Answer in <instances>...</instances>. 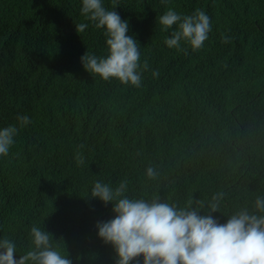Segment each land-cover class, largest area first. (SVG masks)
Listing matches in <instances>:
<instances>
[{
    "label": "trees",
    "instance_id": "obj_1",
    "mask_svg": "<svg viewBox=\"0 0 264 264\" xmlns=\"http://www.w3.org/2000/svg\"><path fill=\"white\" fill-rule=\"evenodd\" d=\"M104 3L129 21L148 63L139 87L82 67L84 52L105 55L106 45L80 0H0V127H18L0 156V239L17 255L34 247L35 225L73 264H114L96 234L113 216L90 196L97 180H124L126 195L178 207L222 192L221 222L264 190V0ZM168 8L209 15L203 47L165 45L171 29L158 18ZM81 22L88 27L77 32ZM18 114L30 123L20 126Z\"/></svg>",
    "mask_w": 264,
    "mask_h": 264
},
{
    "label": "clouds",
    "instance_id": "obj_2",
    "mask_svg": "<svg viewBox=\"0 0 264 264\" xmlns=\"http://www.w3.org/2000/svg\"><path fill=\"white\" fill-rule=\"evenodd\" d=\"M80 5L85 20L103 30L106 45L105 55L84 52L82 67L103 80L115 78L139 87L141 71L148 63L141 62L140 44L128 34L129 21L122 19L116 7H105L104 0H80ZM158 23L164 31L171 29L164 43L174 49L181 48V41L193 50L200 49L212 30L209 15L201 9L186 15L168 8ZM87 27L88 23L75 24L77 32ZM17 120L20 126L30 123L24 114H18ZM17 132L16 125L0 127V156L9 153ZM76 159L83 162L79 154ZM146 175L154 178L157 173L148 166ZM126 191L127 181L113 187L97 180L90 194L112 206L113 216L97 221L95 227L98 238L113 249L114 264H264V190L258 193L256 206H240L223 222L213 215L218 212L222 192L213 194L207 204L193 198L178 207L159 196L132 198ZM30 235L34 247L23 255L16 254L13 241L0 239V264H73L68 252L53 245L50 232L33 225Z\"/></svg>",
    "mask_w": 264,
    "mask_h": 264
}]
</instances>
